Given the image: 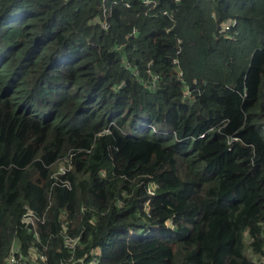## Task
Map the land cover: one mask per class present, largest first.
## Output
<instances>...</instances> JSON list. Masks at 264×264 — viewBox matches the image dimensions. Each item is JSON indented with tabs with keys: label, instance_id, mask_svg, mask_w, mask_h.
Here are the masks:
<instances>
[{
	"label": "trees",
	"instance_id": "16d2710c",
	"mask_svg": "<svg viewBox=\"0 0 264 264\" xmlns=\"http://www.w3.org/2000/svg\"><path fill=\"white\" fill-rule=\"evenodd\" d=\"M106 1L107 30L102 0H0V264L36 241L26 206L45 221L41 264H259L264 0H158L175 24ZM232 18L236 41L217 35Z\"/></svg>",
	"mask_w": 264,
	"mask_h": 264
},
{
	"label": "built area",
	"instance_id": "2783aa9c",
	"mask_svg": "<svg viewBox=\"0 0 264 264\" xmlns=\"http://www.w3.org/2000/svg\"><path fill=\"white\" fill-rule=\"evenodd\" d=\"M180 1V0H176ZM142 5L144 6V12L145 15L148 17H160V16H167L172 20L175 24L176 22V17L171 14L168 10H162L159 9V1L158 0H141ZM126 7H131L130 3H125ZM101 9L104 14V18L101 19L100 17H96L95 22L99 23L100 26L103 29H109L110 28V23L109 20L107 19L108 15V6H107V1L102 0V5ZM238 25V21L235 18H232L224 23L221 24V26L217 30V35L232 41L238 40L239 36V31L236 30L235 28ZM167 30H170V28H167ZM137 28L134 27L130 33H128L127 37H132L137 34ZM123 48L122 46H118L117 50ZM181 50L178 51V54L180 53ZM174 63L178 66V75H179V80L185 84L184 88V93L183 96L185 99H191L193 96V92L198 90L197 88V81H195V87H191L188 85L184 79V74L182 69L180 68V61L178 58L174 59ZM126 67L128 68L130 66V63L126 62L125 63ZM138 70L135 69V73H137ZM160 80V74L158 73H153L151 75V85L155 87ZM204 136V135H202ZM236 139V138H233ZM74 152L68 153L66 156L62 157L58 161V167L57 170L54 173V177L56 182H60L62 177L70 171L72 168V161L71 157L74 155ZM64 182V179H62L61 183ZM64 185H69L68 182L64 183ZM148 192L150 195H153L155 193V187L154 186H149ZM148 208V204L146 205ZM150 216V215H149ZM36 221L40 224V222L43 224L45 221L43 218L37 217L35 213L30 209L29 207L26 206V211L23 214V222L28 226L30 229L34 231V237L36 241L30 244V246L25 249L23 245L19 242V240L14 239L9 253L6 257V264H41V261H46L47 260V254H46V249L47 245L44 243L40 231H37V226H36ZM263 229H264V222H263ZM66 228L64 230V243L67 248H72L75 246L76 241L71 238L70 236L67 235L65 232ZM150 230H146L144 232V235L148 233ZM136 234L134 231L130 232L129 238L135 237ZM69 248V249H70ZM261 264H264V257L260 262ZM61 264H100V257H99V252L97 250L92 251L89 255L75 258L74 254L70 255L68 259H66L64 262L62 261Z\"/></svg>",
	"mask_w": 264,
	"mask_h": 264
},
{
	"label": "rangeland",
	"instance_id": "374dc122",
	"mask_svg": "<svg viewBox=\"0 0 264 264\" xmlns=\"http://www.w3.org/2000/svg\"><path fill=\"white\" fill-rule=\"evenodd\" d=\"M246 241H249V236H248L247 233H246ZM246 253H247L248 256H251L252 258L255 259V257H254V255H253V252H252L251 248L248 247V246H247V248H246ZM260 262H261V261H259V263H260Z\"/></svg>",
	"mask_w": 264,
	"mask_h": 264
},
{
	"label": "crops",
	"instance_id": "0c3cea01",
	"mask_svg": "<svg viewBox=\"0 0 264 264\" xmlns=\"http://www.w3.org/2000/svg\"><path fill=\"white\" fill-rule=\"evenodd\" d=\"M95 251V250H94ZM98 252H99V254H100V251L99 250H97Z\"/></svg>",
	"mask_w": 264,
	"mask_h": 264
},
{
	"label": "clouds",
	"instance_id": "9594fccd",
	"mask_svg": "<svg viewBox=\"0 0 264 264\" xmlns=\"http://www.w3.org/2000/svg\"><path fill=\"white\" fill-rule=\"evenodd\" d=\"M99 256H100V254H99ZM258 263H259V261H258ZM259 264H261V263H259Z\"/></svg>",
	"mask_w": 264,
	"mask_h": 264
}]
</instances>
